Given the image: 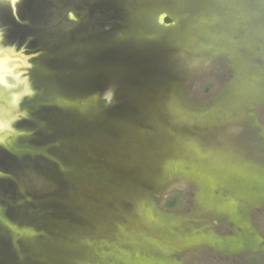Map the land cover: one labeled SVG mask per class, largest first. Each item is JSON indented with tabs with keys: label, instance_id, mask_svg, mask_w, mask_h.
Listing matches in <instances>:
<instances>
[{
	"label": "rangeland",
	"instance_id": "rangeland-1",
	"mask_svg": "<svg viewBox=\"0 0 264 264\" xmlns=\"http://www.w3.org/2000/svg\"><path fill=\"white\" fill-rule=\"evenodd\" d=\"M5 21L0 49L39 56L7 76L0 264H264V0H23Z\"/></svg>",
	"mask_w": 264,
	"mask_h": 264
},
{
	"label": "flooded vegetation",
	"instance_id": "flooded-vegetation-1",
	"mask_svg": "<svg viewBox=\"0 0 264 264\" xmlns=\"http://www.w3.org/2000/svg\"><path fill=\"white\" fill-rule=\"evenodd\" d=\"M6 12L7 11H5V10H3L2 8H0V24L2 25V24H6V21H5V18H7V16H8V14L10 15V16H12V18L15 20V12L14 11H11L10 13L8 12V14H6ZM8 21H9V19H8ZM9 30H10V28H7L6 29V32H7V38H12V35H11V31H10V34H9ZM13 50V49H12ZM11 49L10 50H8V52H10L11 53V55L13 54V57L14 58H16L14 61H15V63L16 64H18V65H16V68L14 69V72H15V74L19 77L20 76V74L22 75L23 74V72L21 73L20 71H19V68L20 67H29V66H27V65H29L28 63H26V62H23L22 60H20V58L18 57V55H20V57L22 56V57H24V58H27V57H31V56H33L31 53H25L24 51H17L16 49H14L13 51H12ZM14 52V53H13ZM18 57V58H17ZM30 60H32V59H29V61ZM11 61H13V59L11 60ZM28 61V62H29ZM11 69H13L12 67H10ZM33 69H36V68H33ZM7 77V76H6ZM12 80V84H10V81L8 80V78L6 79V83L5 84H9V86H12V91H9L10 93H8V94H6V92L4 91L5 89L3 88V86H2V84L0 83V91L1 90H3L4 91V94L5 95H7V96H11L12 94H15V96L17 97V95L16 94H18V95H20V90H21V86H20V82L19 83H16V82H14L15 80L14 79H11ZM14 84V85H13ZM19 86V87H18ZM2 92V91H1ZM3 93H1V95H0V109H2L3 108V106H6L5 105V102L3 101V97L5 96ZM11 94V95H10ZM20 97V96H19ZM18 101V100H17ZM16 101V102H17ZM13 104V103H12ZM12 104H9L8 106H9V109H10V111L8 112V113H6L7 115L5 116V117H1L0 116V129H1V131H0V162H3L2 161V158L5 156V154H9V155H13V156H15V153L17 154V152H19V150H20V148H18V146H16V148H15V146H14V144L12 145V142L10 143V137L12 136L13 138H16L15 136H14V129H12V127H14V125H12V123L14 122V121H16L13 117L15 116V115H13L14 113H15V107L16 106H14L13 105V107H11L12 106ZM18 105V104H17ZM13 112V113H12ZM0 114H1V111H0ZM16 117V116H15ZM6 121H7V123H8V125H9V127L6 129V128H4L5 127V124H6ZM12 126V127H11Z\"/></svg>",
	"mask_w": 264,
	"mask_h": 264
},
{
	"label": "water",
	"instance_id": "water-1",
	"mask_svg": "<svg viewBox=\"0 0 264 264\" xmlns=\"http://www.w3.org/2000/svg\"><path fill=\"white\" fill-rule=\"evenodd\" d=\"M21 1H23V0H19L14 6H12V5H8V4H6V3H3L2 5H1V7L0 8H2L3 10H5V11H8L9 13L11 12V11H14L16 14L18 13V10H19V3L21 2ZM158 9V8H157ZM71 20H75V18H74V15L73 14H69V16H68ZM157 22H158V24L159 25H161V26H163V27H166V28H169V27H171V26H175L176 25V22H175V20H173V18L171 17V15L168 13V12H166V11H162L159 15H158V17H157ZM39 55H37V56H35V55H33V56H31L30 58L29 57H27V58H24V57H20V55H18V57L20 58V60H22L23 62H26V63H29L28 61H29V59H35V58H37ZM17 57V58H18ZM16 59V58H15ZM2 76V74H1V71H0V77ZM20 86H21V92H20V95L19 96H21L22 95V85L20 84ZM19 87V86H18ZM0 95H1V92H0ZM108 136L106 137H103L102 139L100 138V140H99V142L102 140L103 142L102 143H107L108 144ZM110 140V139H109ZM111 140H113V137H112V139ZM174 148V147H173ZM101 152V151H100ZM174 152H176L177 153V151H174ZM101 154H102V152H101ZM180 154V153H179ZM180 156V155H179ZM138 158L137 159H139L141 162L143 161V156H141V155H138L137 156ZM178 158H181V156L180 157H178ZM170 159V158H169ZM137 161V162H132V166H131V168H133L134 170H135V172H134V176H135V178L137 177V178H140L141 176H143L142 175V173H139V171L140 170H138V167H141V162L140 161ZM167 162H168V160H167ZM138 163H140V164H138ZM174 163V162H173ZM108 164H112L111 162H109L108 161ZM160 164V166H157L158 168H160L161 166H162V163H159ZM113 165V164H112ZM111 166V165H110ZM114 166H112V168H113ZM154 170H156V167H154L153 168ZM117 173H119V174H121V175H119L118 176V178L120 177V176H123V178H125V173L123 174V173H121V172H117ZM156 175L158 174V173H155ZM154 174L152 173V172H147V178H149V179H151L152 177H154L153 176ZM127 176V175H126ZM133 176V177H134ZM98 181L100 180V177H98V178H96ZM96 179H95V182H96ZM126 179V178H125ZM153 179V178H152ZM103 180V179H102ZM102 180H101V182H102ZM119 180H120V178H119ZM101 182H100V184H101ZM152 183V180H149V184H151ZM145 185H147V184H145ZM128 198H130V197H128ZM133 199V198H132ZM114 217V216H113ZM146 217H144V219H145ZM113 220H114V218H112ZM142 220V219H141ZM34 221L35 220H33L32 221V223H34ZM148 226V225H147ZM122 228H125V227H121V229ZM53 257V256H52Z\"/></svg>",
	"mask_w": 264,
	"mask_h": 264
},
{
	"label": "bare ground",
	"instance_id": "bare-ground-1",
	"mask_svg": "<svg viewBox=\"0 0 264 264\" xmlns=\"http://www.w3.org/2000/svg\"><path fill=\"white\" fill-rule=\"evenodd\" d=\"M19 0H0V7L3 3H6L8 5H12L14 6ZM9 48H6V49H0V71H1V74L2 76L0 77V83L2 84L3 88L5 89L4 91L6 92V94L10 93L9 91H12V86H9V84H5L6 82V79L7 77L6 76H9V75H12L13 72H14V69H11L10 66H9V63L11 62V60H15V58L13 57V54L11 55L10 52H8ZM12 50V49H11ZM13 51V50H12ZM14 53V52H13ZM15 62V61H14ZM13 70V71H12ZM14 75L16 76V78H18V76L14 73ZM12 77V76H11ZM14 78V77H13ZM11 87V88H10ZM2 91V92H1ZM0 92L4 94V91L1 90ZM8 92V93H7ZM5 95V94H4ZM11 95V94H10ZM17 97L15 96V94L11 95L9 98H7V96H4L3 97V101L6 99V103L9 105V104H12L14 103L15 101H17L19 99V95L16 94ZM5 102V101H4ZM16 103V102H15ZM1 111V109H0ZM9 125L6 121V124H5V127L4 128H8ZM169 158H167L168 160Z\"/></svg>",
	"mask_w": 264,
	"mask_h": 264
},
{
	"label": "trees",
	"instance_id": "trees-1",
	"mask_svg": "<svg viewBox=\"0 0 264 264\" xmlns=\"http://www.w3.org/2000/svg\"><path fill=\"white\" fill-rule=\"evenodd\" d=\"M104 103V101H102V104Z\"/></svg>",
	"mask_w": 264,
	"mask_h": 264
}]
</instances>
